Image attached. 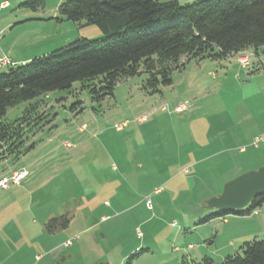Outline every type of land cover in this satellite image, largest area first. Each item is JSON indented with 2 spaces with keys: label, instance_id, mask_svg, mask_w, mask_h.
<instances>
[{
  "label": "rangeland",
  "instance_id": "1",
  "mask_svg": "<svg viewBox=\"0 0 264 264\" xmlns=\"http://www.w3.org/2000/svg\"><path fill=\"white\" fill-rule=\"evenodd\" d=\"M5 1L0 48L8 52L41 57L103 37L94 25L58 21L61 0L37 11L21 6L27 0L0 6ZM229 59L187 61L155 93L143 72L100 101L77 82L9 108L3 122L32 116L25 145L35 147L0 163V178L9 180L0 187V264H179L184 257L220 264L242 255L245 243L264 241V207L259 217H220L205 206L227 182L264 166V142L254 144L264 135L230 142L258 130L252 122L246 130L238 114L258 107L264 81L250 84ZM22 171L26 178L12 184ZM65 213L69 226L49 234L45 223Z\"/></svg>",
  "mask_w": 264,
  "mask_h": 264
},
{
  "label": "trees",
  "instance_id": "2",
  "mask_svg": "<svg viewBox=\"0 0 264 264\" xmlns=\"http://www.w3.org/2000/svg\"><path fill=\"white\" fill-rule=\"evenodd\" d=\"M47 1L27 0L21 6L37 11ZM59 13L58 21L94 25L103 37L78 39L0 75V163L19 159L35 147L25 145L35 127L32 116L2 121L9 108L23 102L69 90L77 82L86 84L83 88L100 101L112 96L119 82L143 72L148 75L147 88L155 93L161 85H171L173 71L187 61H221L248 51L264 54V0H196L185 5L163 0H61ZM255 64L251 74L264 70L262 62ZM36 116L34 122L42 118ZM263 207L264 195H259L238 215L250 216ZM231 213L237 212L216 216ZM69 224V216L63 214L49 219L45 230L55 234ZM240 251L242 255L228 256L220 264H264V241L245 243ZM179 264L217 263L208 257H184Z\"/></svg>",
  "mask_w": 264,
  "mask_h": 264
},
{
  "label": "crops",
  "instance_id": "3",
  "mask_svg": "<svg viewBox=\"0 0 264 264\" xmlns=\"http://www.w3.org/2000/svg\"><path fill=\"white\" fill-rule=\"evenodd\" d=\"M5 2H7V1H5ZM25 18L19 19L18 22L25 23L26 20H29V18H26V19ZM10 25L11 24L7 23L6 27L9 28ZM38 54H41V53H38V52L36 53V51H32V50H27V51L25 50L24 52L18 54L16 52H8L6 49L0 48V58L2 56H7L13 62H15L17 65L25 64V63L29 62L30 60H32L33 57L40 56ZM244 54H249L251 56L250 57V59H251L250 65L248 67H246V68H243V66L240 64V62L238 60L240 57L243 56V54H239V55H235V56H231L230 57V59H236V65L238 66V68H237L238 71L239 70L240 71H242V70L246 71V73L248 75L247 76V82H250V84L252 83V81H254L256 79H258L260 81H264V70H262V71H260L259 73H256V74H251L252 70H254V66L252 64L256 65L255 63L262 62L263 65H264L263 57L260 56V55L257 56L256 54H254L253 51H248V52H245ZM251 65H252V67H251ZM4 68L8 69V67H4ZM259 89H261V90H258L259 93H261V94L257 95L258 98H255L253 100V102L255 101L254 105H257L258 107L257 108L253 107L252 109L248 108V114L247 115L243 111H239V114H238V116L243 119V123L247 124L248 127H247L246 130L250 129L249 125H251V122L254 124V128H257L258 130L254 131V133H251L250 135H247V134H245V132H243V137H237V138L230 137V142L236 143L238 141H243L244 140L243 141L244 145L245 144H250L253 141L252 136L257 137L259 135H264V84ZM237 107L239 108L238 105H237ZM238 116H237V118H238ZM256 149H259V148H256ZM240 153L243 154L245 152L243 150H241ZM3 178H0V179H3ZM65 214L69 216V214H67V213H65ZM253 215H255V217H259L260 213H258V211H255L253 213ZM105 218L106 217H102V220L100 221L99 226H103V225H105L107 223V221L104 220ZM228 223H229V221H227V224ZM101 235H103V233ZM193 248L194 247L191 245L190 249H193ZM188 260L198 261L196 259H193V257L192 258L191 257L188 258ZM123 261H124V258L120 261L119 264H122ZM107 264H113V263L110 262V263H107ZM162 264H165V263L163 262Z\"/></svg>",
  "mask_w": 264,
  "mask_h": 264
},
{
  "label": "water",
  "instance_id": "4",
  "mask_svg": "<svg viewBox=\"0 0 264 264\" xmlns=\"http://www.w3.org/2000/svg\"><path fill=\"white\" fill-rule=\"evenodd\" d=\"M259 195H264V166L227 182L222 193L208 199L205 206L218 212L242 211Z\"/></svg>",
  "mask_w": 264,
  "mask_h": 264
},
{
  "label": "built area",
  "instance_id": "5",
  "mask_svg": "<svg viewBox=\"0 0 264 264\" xmlns=\"http://www.w3.org/2000/svg\"><path fill=\"white\" fill-rule=\"evenodd\" d=\"M8 7H9V3L4 2L0 6V9H6ZM250 57L251 56L249 54H245L238 59L240 64L244 68H246L250 65V61H251ZM15 65H16V63L13 62L10 58L4 57V58L0 59V70L3 69L4 67H11V66H15ZM179 110H182V108H179ZM260 142H264V138H261V139L257 138L254 141V144L258 145ZM25 176H26V173H24V172L19 173L18 175H16L14 177V183L18 184ZM0 187H2V188L8 187V179L0 180Z\"/></svg>",
  "mask_w": 264,
  "mask_h": 264
}]
</instances>
